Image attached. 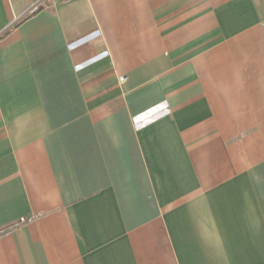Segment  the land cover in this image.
I'll return each instance as SVG.
<instances>
[{"label":"crops","instance_id":"0c3cea01","mask_svg":"<svg viewBox=\"0 0 264 264\" xmlns=\"http://www.w3.org/2000/svg\"><path fill=\"white\" fill-rule=\"evenodd\" d=\"M0 0V264H264V0Z\"/></svg>","mask_w":264,"mask_h":264},{"label":"built area","instance_id":"2783aa9c","mask_svg":"<svg viewBox=\"0 0 264 264\" xmlns=\"http://www.w3.org/2000/svg\"><path fill=\"white\" fill-rule=\"evenodd\" d=\"M70 0H37L35 3L31 5V7L27 10L26 14H33L41 9H47L54 7L60 3H67Z\"/></svg>","mask_w":264,"mask_h":264}]
</instances>
